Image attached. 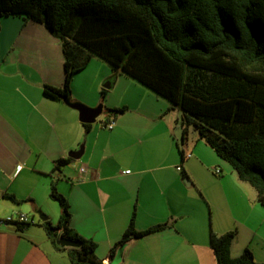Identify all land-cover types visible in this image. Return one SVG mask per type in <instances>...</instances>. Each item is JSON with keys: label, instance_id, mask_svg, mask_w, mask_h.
<instances>
[{"label": "crops", "instance_id": "0c3cea01", "mask_svg": "<svg viewBox=\"0 0 264 264\" xmlns=\"http://www.w3.org/2000/svg\"><path fill=\"white\" fill-rule=\"evenodd\" d=\"M64 81L59 38L43 23L1 17L0 218L25 213L35 223L0 225V264H71L42 225L56 224L61 215L52 185L69 202L70 227L96 242L105 264H217L210 235L231 230L238 233L231 254L249 248L264 263V205L257 191L194 129L181 142L182 110L93 57L71 81V102L102 104L106 113L86 128L77 109L43 92L44 85ZM116 107L127 109L115 115L110 109ZM111 119L116 124L108 129ZM82 144V158H72ZM133 215L138 231L166 226L129 240L112 256Z\"/></svg>", "mask_w": 264, "mask_h": 264}, {"label": "trees", "instance_id": "16d2710c", "mask_svg": "<svg viewBox=\"0 0 264 264\" xmlns=\"http://www.w3.org/2000/svg\"><path fill=\"white\" fill-rule=\"evenodd\" d=\"M9 15L43 23L60 40L65 81L62 87L44 85L46 96L71 102L73 76L93 57L105 60L114 76L132 78L182 110L181 142L194 129L264 205V0H0V18ZM101 93L105 97L107 89ZM71 160H58L57 168ZM50 197L61 215L56 224L42 225L55 248L71 264H105L96 242L70 227L69 202L55 185ZM165 226L138 231L133 215L111 255ZM58 238L80 245L62 246ZM237 238L236 230L211 233L217 264H264L249 248L234 257Z\"/></svg>", "mask_w": 264, "mask_h": 264}, {"label": "water", "instance_id": "95a60500", "mask_svg": "<svg viewBox=\"0 0 264 264\" xmlns=\"http://www.w3.org/2000/svg\"><path fill=\"white\" fill-rule=\"evenodd\" d=\"M111 83H107L105 86L109 87ZM67 103L73 108L79 111V118L83 123L91 124L103 113V105L99 104L96 107H88L80 102H68ZM84 154V144L81 145L80 149L70 153V156L74 159H81ZM187 182V181H186ZM188 183V182H187ZM57 243L62 246L79 247L80 243L74 240L66 238H58ZM120 256V254H119ZM115 264V263H113Z\"/></svg>", "mask_w": 264, "mask_h": 264}, {"label": "built area", "instance_id": "2783aa9c", "mask_svg": "<svg viewBox=\"0 0 264 264\" xmlns=\"http://www.w3.org/2000/svg\"><path fill=\"white\" fill-rule=\"evenodd\" d=\"M115 124H116L115 119H111L110 121L106 122L104 125L108 129H112L115 126ZM190 156H191L190 153L186 154V157H190ZM177 168L178 170L182 169L181 166ZM87 171H88V167L86 164H82L79 167V173L81 174V176H84L87 173ZM214 171L216 174L221 173V169L219 168L214 169ZM126 172L129 173L130 171L127 170ZM17 222L20 224H32V223H35V219L31 217L29 214H25V213H19L16 216H9L6 218H0V225H10V224L17 223Z\"/></svg>", "mask_w": 264, "mask_h": 264}, {"label": "rangeland", "instance_id": "374dc122", "mask_svg": "<svg viewBox=\"0 0 264 264\" xmlns=\"http://www.w3.org/2000/svg\"><path fill=\"white\" fill-rule=\"evenodd\" d=\"M105 116H106V113L103 112V113L98 117L97 121L100 120V119H103ZM263 207H264V206H263Z\"/></svg>", "mask_w": 264, "mask_h": 264}]
</instances>
